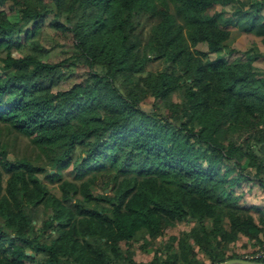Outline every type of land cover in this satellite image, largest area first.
<instances>
[{"label": "trees", "instance_id": "1", "mask_svg": "<svg viewBox=\"0 0 264 264\" xmlns=\"http://www.w3.org/2000/svg\"><path fill=\"white\" fill-rule=\"evenodd\" d=\"M0 125V264L245 260L264 0H0Z\"/></svg>", "mask_w": 264, "mask_h": 264}, {"label": "rangeland", "instance_id": "2", "mask_svg": "<svg viewBox=\"0 0 264 264\" xmlns=\"http://www.w3.org/2000/svg\"><path fill=\"white\" fill-rule=\"evenodd\" d=\"M46 32L47 33L43 36V44L45 46H48L50 44V42H52L51 36L49 35V28H46ZM54 43H55L54 47L50 48L49 55L51 57H58L62 41H61V39H59V41H56ZM247 45L248 44L245 43V45L242 48L246 47ZM24 48H26V47H24ZM197 48L200 49V50H204V46L203 45H198ZM262 50H263L262 48H259L260 52H262ZM25 51H26V49H22L21 50V52H25ZM9 138L12 139V135L9 136ZM15 139L16 140L13 142V146L10 145L9 151H13V155H17V156H22V155L28 153L29 149H30L28 141L25 138H22L21 136L16 137ZM9 156L11 157L12 154H10ZM66 174L68 175V173H66ZM48 187L50 188V190H53V191H57L58 190L57 184L49 185ZM255 190H256L255 187H253L252 189L250 188V189L247 190L246 198H247L248 201L257 202L259 197L262 199V196H264V194L261 195L260 193H257ZM177 228H184L183 224H177ZM25 254H28V253H25ZM138 255L135 256L136 259H140L141 258V256L140 255L138 256Z\"/></svg>", "mask_w": 264, "mask_h": 264}, {"label": "water", "instance_id": "3", "mask_svg": "<svg viewBox=\"0 0 264 264\" xmlns=\"http://www.w3.org/2000/svg\"><path fill=\"white\" fill-rule=\"evenodd\" d=\"M218 264H264V263L256 262V261H247L243 259H230Z\"/></svg>", "mask_w": 264, "mask_h": 264}, {"label": "built area", "instance_id": "4", "mask_svg": "<svg viewBox=\"0 0 264 264\" xmlns=\"http://www.w3.org/2000/svg\"><path fill=\"white\" fill-rule=\"evenodd\" d=\"M245 258H246L245 260L247 261H256V259L264 260V248H262L253 255H246Z\"/></svg>", "mask_w": 264, "mask_h": 264}]
</instances>
